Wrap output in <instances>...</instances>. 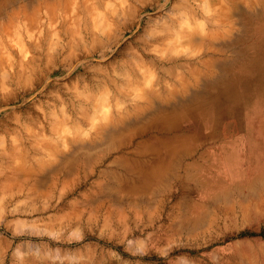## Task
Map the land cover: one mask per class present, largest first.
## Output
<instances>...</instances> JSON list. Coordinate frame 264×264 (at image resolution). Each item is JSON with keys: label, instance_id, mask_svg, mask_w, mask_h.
<instances>
[{"label": "rangeland", "instance_id": "rangeland-1", "mask_svg": "<svg viewBox=\"0 0 264 264\" xmlns=\"http://www.w3.org/2000/svg\"><path fill=\"white\" fill-rule=\"evenodd\" d=\"M1 1L0 264H264V161L260 177L198 213L187 206L205 187L197 177L130 190L141 186L128 171L135 144L116 147L126 131L105 139L142 91H179V81L192 89L190 76L205 73L206 46L155 42L187 20L206 28L187 18L189 6L228 8L232 27L213 45L231 42L226 55L245 61L264 30V0ZM167 59L194 64L169 76ZM80 103L93 108L83 113Z\"/></svg>", "mask_w": 264, "mask_h": 264}, {"label": "bare ground", "instance_id": "bare-ground-1", "mask_svg": "<svg viewBox=\"0 0 264 264\" xmlns=\"http://www.w3.org/2000/svg\"><path fill=\"white\" fill-rule=\"evenodd\" d=\"M5 5L0 2V10ZM186 12L187 18L202 17L206 28L200 26L201 32H196L187 20L186 23L173 25L155 42L164 45L171 36L180 46H206L207 58L202 61L205 73L200 79L196 77L197 74L190 76L196 83L192 89L189 87L192 82L188 78L190 84L178 82L181 85L179 91L168 88L163 92L155 88L142 91L137 97L141 101L130 99L133 101L128 108L130 113L119 112L105 139H112L126 131L128 133L125 138L116 140V147L135 144L139 160L132 162L134 166L128 171L141 182V186L128 184L130 190L148 191L162 176L176 181L180 177L188 180L192 176L197 177L198 183L205 187L201 192L195 193L197 199L195 195L192 196L187 206L201 213L210 203H215L220 193L239 185L245 186L252 173H259V177L262 174L264 143L259 136V129L264 117V100L261 99L264 81H261L257 68L256 72L246 74L239 80L232 76L235 70L250 68L254 64V58L244 61L227 56L233 45L231 42H222L217 47L213 45L216 39L222 38V29L226 31L225 27H232L228 8L221 9L215 15H207L208 11L202 7L189 6ZM244 14L240 13L239 19L250 28L251 19ZM262 16L264 21V9L260 11V16L256 14V20L260 21ZM2 33L8 35L6 30ZM171 44L174 46V43ZM261 47L258 56L262 61L258 67L264 70V41ZM246 51H240L242 56L250 54ZM217 54L222 55V58ZM185 63L179 66L177 62L167 59L165 64L169 67L163 69V73L171 76L176 68L185 69L194 64ZM28 65L21 64L17 75L20 76ZM78 107L83 113H87L93 105L80 103ZM245 126L246 136L242 132ZM112 141L115 142L113 139ZM176 187L181 192L185 191L182 184ZM204 201L206 203L202 204ZM261 203L259 199L255 207ZM239 211L245 214L247 205L239 204Z\"/></svg>", "mask_w": 264, "mask_h": 264}, {"label": "crops", "instance_id": "crops-1", "mask_svg": "<svg viewBox=\"0 0 264 264\" xmlns=\"http://www.w3.org/2000/svg\"><path fill=\"white\" fill-rule=\"evenodd\" d=\"M0 2H2V1L0 0ZM263 41H264V30L262 32L260 31L258 33V40H257V44H256V54L254 55V62H253L254 64L250 68L245 69V72L242 73L241 78L246 74L247 75L253 74L254 71L256 72V68H257V73L259 74V76H261V79H262L261 81H264V70H262L260 67H258L259 63L262 61V58H260V56H258V53H259V50L262 48L261 43H263ZM261 81H260V83H261ZM261 96H262L261 99L264 100V93H262ZM259 131H260L259 136L261 137V141L264 143V117H263L262 126L260 127ZM242 132L245 134V136L247 135L246 126H245V128L242 129ZM257 175L259 176V173Z\"/></svg>", "mask_w": 264, "mask_h": 264}]
</instances>
